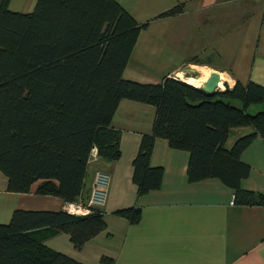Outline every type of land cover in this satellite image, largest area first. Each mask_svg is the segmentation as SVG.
Instances as JSON below:
<instances>
[{"label": "trees", "instance_id": "16d2710c", "mask_svg": "<svg viewBox=\"0 0 264 264\" xmlns=\"http://www.w3.org/2000/svg\"><path fill=\"white\" fill-rule=\"evenodd\" d=\"M9 2L0 0V174L6 192L28 194L35 184L34 195L87 206L89 164L120 157V133L111 120L119 102L128 100L153 108L151 130L131 161L136 197L161 186L162 168L150 165V155L154 141L163 139L188 154L189 183L216 179L232 191V204L264 207V194L241 187L250 168L240 160L256 136L264 146L263 86L235 82L209 95L169 75L156 83L128 80L123 71L146 23H136L115 0H36L26 13L11 11ZM236 128L251 133L227 149ZM96 207L85 215L62 208L12 211L0 224V264H82L44 240L61 232L79 249L106 227ZM111 214L130 225L140 220L138 207ZM113 262L99 257L100 264Z\"/></svg>", "mask_w": 264, "mask_h": 264}, {"label": "crops", "instance_id": "0c3cea01", "mask_svg": "<svg viewBox=\"0 0 264 264\" xmlns=\"http://www.w3.org/2000/svg\"><path fill=\"white\" fill-rule=\"evenodd\" d=\"M36 0H10L14 12H30ZM141 30L123 71V78L156 83L163 75L203 69L215 72L230 88L235 82L264 87V0H115ZM178 14L161 17L172 8ZM193 59L197 62H187ZM207 77V76H206ZM205 77V78H206ZM153 108L121 100L111 126L120 133V157L112 163L89 164L86 188L97 171L108 175L103 212L106 227L74 249L68 236L55 233L44 240L82 264H100L101 255L113 264H264V207L231 204L233 193L216 179L186 180L188 154L170 149L156 139L150 165L162 168L159 190L136 197L131 161L140 138L151 130ZM249 128L232 129L228 149ZM240 160L250 168L241 187L264 194V146L255 137ZM6 192L0 174V224L12 211H57L63 203L53 197ZM88 201V200H87ZM127 207L140 209L135 225L111 213Z\"/></svg>", "mask_w": 264, "mask_h": 264}, {"label": "built area", "instance_id": "2783aa9c", "mask_svg": "<svg viewBox=\"0 0 264 264\" xmlns=\"http://www.w3.org/2000/svg\"><path fill=\"white\" fill-rule=\"evenodd\" d=\"M107 183L108 175L104 172H96L93 179V185L88 197L87 206L79 203H67L63 205L62 210L71 215L87 214L89 206H100L103 203Z\"/></svg>", "mask_w": 264, "mask_h": 264}, {"label": "water", "instance_id": "95a60500", "mask_svg": "<svg viewBox=\"0 0 264 264\" xmlns=\"http://www.w3.org/2000/svg\"><path fill=\"white\" fill-rule=\"evenodd\" d=\"M188 77H189V74H186L184 78H188ZM175 78L178 79V80H180V81H182L178 77H175ZM195 78H198V76H195ZM182 82H184V81H182ZM220 83L222 84V87L224 89L225 88H228L227 84L225 82H222V79H221L220 75H218L215 72H211V73H209L207 75V77L203 80V82L201 83V85L199 87H197V88H199L204 93L210 95V94L215 93L218 90H221V89L218 88V84H220Z\"/></svg>", "mask_w": 264, "mask_h": 264}, {"label": "rangeland", "instance_id": "374dc122", "mask_svg": "<svg viewBox=\"0 0 264 264\" xmlns=\"http://www.w3.org/2000/svg\"><path fill=\"white\" fill-rule=\"evenodd\" d=\"M186 74H189V77H191V78H195L194 76H193V74H197V76H198V79H205V77L208 75V71H205V70H203V69H199L198 71H196V70H186V71H184L181 75H180V77H182V78H184L185 77V75ZM164 76V75H163ZM178 77V76H177ZM181 79V78H180ZM185 79L186 78H184L183 79V81L185 82ZM197 79V80H198ZM222 79V78H221ZM186 83V82H185ZM218 88L219 89H221V90H224V88L222 87V84L220 83V84H218ZM220 90V91H221ZM258 109H260V107H258Z\"/></svg>", "mask_w": 264, "mask_h": 264}, {"label": "bare ground", "instance_id": "6f19581e", "mask_svg": "<svg viewBox=\"0 0 264 264\" xmlns=\"http://www.w3.org/2000/svg\"><path fill=\"white\" fill-rule=\"evenodd\" d=\"M181 80L183 81L184 78L180 77ZM198 78H186L185 82L189 85H192L194 87H199L201 85V83L203 82V79H198Z\"/></svg>", "mask_w": 264, "mask_h": 264}, {"label": "flooded vegetation", "instance_id": "af4514ba", "mask_svg": "<svg viewBox=\"0 0 264 264\" xmlns=\"http://www.w3.org/2000/svg\"><path fill=\"white\" fill-rule=\"evenodd\" d=\"M193 76L195 77V76H197V74H193Z\"/></svg>", "mask_w": 264, "mask_h": 264}]
</instances>
